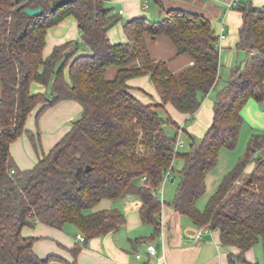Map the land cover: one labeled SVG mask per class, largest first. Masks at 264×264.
<instances>
[{"label":"trees","instance_id":"16d2710c","mask_svg":"<svg viewBox=\"0 0 264 264\" xmlns=\"http://www.w3.org/2000/svg\"><path fill=\"white\" fill-rule=\"evenodd\" d=\"M166 1L157 0L164 13L160 22L129 20L123 26L128 41L113 44L108 32L121 18L107 7L108 0H0V264L58 260L34 252L35 240L23 235L26 227L44 224L61 230L74 225L84 238H78L81 242L123 230L127 220L120 211H94L104 199H137L142 223L159 234L160 190L179 158L183 168L174 210L199 227L218 230L221 244L238 250L229 252L228 264H250L246 253L260 243L264 247V132L251 136L246 153L205 209L198 208L220 152L239 143L242 110L251 99L264 102V10L251 2L236 7L243 20L237 49L256 55L235 67L217 91L214 120L205 136L186 153H175L179 137L166 132L171 120L163 119L161 110L172 104L194 115L200 109L220 79V47L209 19L165 9ZM27 8L42 11L29 16ZM71 16L91 55H79L80 43H69L44 59L48 30ZM161 35L172 40L179 55H189L193 67L174 74L167 62L153 59L146 37ZM111 67L118 69L114 80L106 78ZM141 76L150 77L161 98L159 106L144 105L130 93L128 81ZM33 84L47 91L33 93ZM62 101L80 103L82 116L32 169L20 170L11 144L28 133L26 122L34 109L42 106L41 114ZM80 251L71 250L75 259Z\"/></svg>","mask_w":264,"mask_h":264},{"label":"crops","instance_id":"0c3cea01","mask_svg":"<svg viewBox=\"0 0 264 264\" xmlns=\"http://www.w3.org/2000/svg\"><path fill=\"white\" fill-rule=\"evenodd\" d=\"M231 1L167 0L165 4L166 9L179 8L196 14L203 13L210 18L212 30L220 47L221 63V53H224L226 48L239 42L238 29L240 22H242V14L235 12L236 9L228 10V4ZM243 1L251 2L255 7L264 10V0H240V3ZM106 5L110 8L115 5L120 6L118 11L114 9L113 11L115 15L121 18V21L108 32L109 39L113 44L128 41L123 28L127 21L145 17L151 21L160 22L164 17L161 7L159 15L154 11H150L148 0H108ZM222 27H224L226 38L220 40ZM146 39L151 57L158 61L167 62L174 74H179L193 67V59L189 55H179L169 37L161 35L153 39L151 36H147ZM69 43H80L79 55H91L88 47L81 43L78 22L73 16L66 18L59 25L48 30L46 47L43 53L44 59H47L56 47ZM246 54L247 59L250 55H256V52L250 55ZM235 67H238V65L231 67L228 73L223 75L221 65L220 79L216 88L208 94L200 109L194 115L181 113L172 104L165 105L164 109L161 110V116L165 120H171L167 123L166 129L171 125L174 126L177 137L181 139L182 135L186 134L191 143L201 140L214 120V103L217 91L225 85ZM117 73L118 69L111 67L106 72V78L114 80ZM65 76L66 80L70 82L69 68L65 70ZM220 82L223 84L220 85ZM128 86L130 87V93L142 104L153 106L161 104V98L149 76L130 79ZM46 91L47 89L39 84H33L31 87L33 93H45ZM2 95L3 87L0 79V99ZM41 110L42 106H38L33 110L26 122L28 133L11 144L12 158L20 170L32 169L40 159L64 138L71 130L72 124L80 119L83 113L82 106L76 101L59 102L40 114ZM242 116L244 125L239 140L243 138L250 140L254 133L264 132V102H258L254 99L249 100L242 110ZM177 128L184 130L183 133L182 131L179 132ZM223 151H226V149L220 152L218 164L222 161L224 154L228 153ZM232 166L229 165V169ZM251 169L250 166L247 171L250 172ZM174 176L175 171H172L169 178L171 182L176 180ZM208 178L206 182L207 190L210 186ZM217 182L220 185L221 181ZM165 183L161 187L162 194L164 193ZM219 185H217V189ZM172 203L168 206H162L159 234L153 226L142 223L139 214L141 203L133 197H127L118 201L104 199L94 209L95 212L117 210L125 215L126 227L117 233L81 242L78 238L82 234L74 225H67L60 230L44 224H37L35 227H26L23 230V235L35 240L34 252L40 258L58 257V260L51 261L49 264L74 263L75 261L78 264H156L157 258L150 256L148 253V245L150 244L156 247L160 246L158 254L161 255L164 252L168 264H228L229 252L237 254L238 250L224 247L220 241L219 231L210 228L202 235L200 240H196L195 236L199 226L194 224L188 216L177 213ZM199 209L204 210L205 208L201 207ZM161 235L165 239L164 246L160 243ZM76 247L81 249L77 259L74 258V254L71 252ZM138 255L141 256L140 259L137 258ZM246 259L250 264H264L263 245L260 243L249 250L246 253Z\"/></svg>","mask_w":264,"mask_h":264},{"label":"rangeland","instance_id":"374dc122","mask_svg":"<svg viewBox=\"0 0 264 264\" xmlns=\"http://www.w3.org/2000/svg\"><path fill=\"white\" fill-rule=\"evenodd\" d=\"M209 1V0H207ZM244 2V1H243ZM245 3V2H244ZM148 4L151 8L150 11H154L155 13H157L159 15L160 13V6L159 4H157V0H148ZM165 9L166 4L164 3ZM120 8V6H113V9L118 11ZM235 12L240 13V11L238 9L235 10ZM200 15L205 16L207 19H209V21L211 22L210 18H208L205 14L203 13H199ZM155 22V21H153ZM243 20L242 22H240V27L238 29V34L240 32L241 26H242ZM238 44V42H237ZM237 44L235 43L234 46H230L229 48L225 49L224 53H221V65H222V72L223 75H226L228 73V70L235 66V65H244V62L246 60V52L244 51H238L237 49ZM223 57V59H222ZM223 84L222 82H220V85ZM166 132L171 136L174 137L176 135V128L174 126H169V128L166 129ZM181 140L184 142L185 147L182 148L180 150V153H186L189 150L190 147V139L186 134H183L181 137ZM248 142L249 139L247 138H243L242 140H239V143L237 145V147L234 150H226L223 152H228L225 153L223 156V159H221L222 161L218 164V166L212 171L210 177L208 178L209 181V187L208 190L206 191V193L200 198L199 202H198V207L199 208H205L206 204L208 203L209 199L215 194V192L217 191V185L218 182L217 181H222L221 179H223V176L230 171V169H232L234 167V165L237 164V162L239 161V159L241 157L244 156V154L246 153L247 150V146H248ZM233 161V162H232ZM233 163V164H232ZM229 165H233L230 169H229ZM252 167V166H251ZM183 168V160L182 159H176L174 161V170H175V178L176 180L174 182H171V180H169L168 182L165 183L164 185V198H163V206L166 205H171V203L173 202L174 198H175V194H176V190L178 188L179 185V176H178V172L181 171ZM250 168V166H249ZM229 169V170H228ZM252 170V169H251ZM248 172V171H247ZM220 179V180H219ZM161 192V190H160Z\"/></svg>","mask_w":264,"mask_h":264},{"label":"built area","instance_id":"2783aa9c","mask_svg":"<svg viewBox=\"0 0 264 264\" xmlns=\"http://www.w3.org/2000/svg\"><path fill=\"white\" fill-rule=\"evenodd\" d=\"M239 4H240V0H232L228 4V10L236 9V7H238ZM225 38H226L225 30H224V27H222L219 39L223 40ZM184 147H185L184 142L180 138H178L177 142L175 144V147H174L175 153H177L180 149H182ZM171 172H172V170H169V172L167 173L164 183L167 180H169ZM160 196H161V201L163 202V194L161 193ZM208 230H209V227H206V226L205 227H199L198 231L196 233V236H195L196 240H200L202 235L205 232H207ZM79 239L81 241H84V238L82 236H79ZM160 243H161L162 246H164V244H165V239H164L163 235L160 236ZM148 253H149L150 256L157 258V263L156 264H168L166 256H165V253L163 252L161 255H159L158 254V249H157V247L155 245H153V244L148 245ZM137 258L140 259L141 256L138 255Z\"/></svg>","mask_w":264,"mask_h":264},{"label":"water","instance_id":"95a60500","mask_svg":"<svg viewBox=\"0 0 264 264\" xmlns=\"http://www.w3.org/2000/svg\"><path fill=\"white\" fill-rule=\"evenodd\" d=\"M41 11H42L41 8H38V9L27 8L24 10V13L29 15V16H36V15H39L41 13ZM87 169H90V167H88ZM159 248H160V246H157V249H159Z\"/></svg>","mask_w":264,"mask_h":264}]
</instances>
